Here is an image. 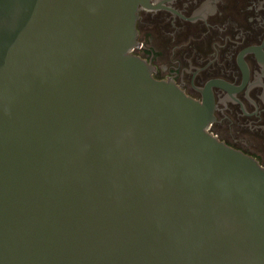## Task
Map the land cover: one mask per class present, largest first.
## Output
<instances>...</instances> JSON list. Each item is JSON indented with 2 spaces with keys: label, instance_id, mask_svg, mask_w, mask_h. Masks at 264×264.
Instances as JSON below:
<instances>
[{
  "label": "water",
  "instance_id": "water-1",
  "mask_svg": "<svg viewBox=\"0 0 264 264\" xmlns=\"http://www.w3.org/2000/svg\"><path fill=\"white\" fill-rule=\"evenodd\" d=\"M150 0H0V264H264V167L132 51Z\"/></svg>",
  "mask_w": 264,
  "mask_h": 264
},
{
  "label": "flooded vegetation",
  "instance_id": "flooded-vegetation-1",
  "mask_svg": "<svg viewBox=\"0 0 264 264\" xmlns=\"http://www.w3.org/2000/svg\"><path fill=\"white\" fill-rule=\"evenodd\" d=\"M133 53L212 113L208 131L264 167V0H150Z\"/></svg>",
  "mask_w": 264,
  "mask_h": 264
}]
</instances>
